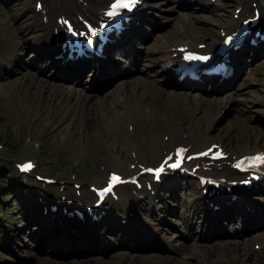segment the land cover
<instances>
[{"label":"rangeland","instance_id":"374dc122","mask_svg":"<svg viewBox=\"0 0 264 264\" xmlns=\"http://www.w3.org/2000/svg\"><path fill=\"white\" fill-rule=\"evenodd\" d=\"M148 1L151 3L156 0ZM154 5H159L162 11H158L165 14L163 17H160L159 20L170 16L167 14V10H169L171 6L163 3V0H158ZM162 7L164 9H162ZM150 8L155 15L160 14L155 13L157 11L155 8ZM213 11L214 10L205 12L208 14L206 20L200 19V17H203L202 12L192 16L194 19L192 23H196L198 26V34L196 37L207 34L204 30L205 27L209 26L213 27L214 31L217 30L218 23L221 24L227 16V12L224 10L225 14L222 12V15L225 16L224 19L219 18L215 21L208 22V18L210 19L212 17L210 15H215L212 13ZM180 14L182 20V12ZM168 27L172 28L173 25H168L166 28ZM263 53L264 51H261L260 54L262 55ZM147 65L149 64H146V67ZM154 70L155 68L153 71ZM29 73L27 79L28 84H32L30 82L32 79L39 83H44V80L38 76L36 70H29ZM144 77L151 80L148 74L144 75ZM63 84L69 87L68 84ZM27 87L22 91H17V94L11 93L10 90V94L6 97L0 94V153L7 154V150H15V147L20 146H22L21 152L30 147L41 148L45 145L47 146L44 150L45 154L50 160L55 161L57 166L55 171L60 170L65 174L66 171H68L66 174L67 176H71L73 171L80 172V177L84 178L87 184L96 179L102 178L101 180H103L108 174V168L106 169L105 166L109 163H114L119 167L124 165L123 168H126L129 167L132 162H136L137 159L141 162L152 160L162 149L158 148V151H156L155 148L158 147V144L152 140H148L150 131H154L159 136H163L170 129L169 127H177L176 125L179 123L184 125L182 126V133L184 135H189L192 132L190 130L197 128L198 124H200L199 127H201L199 129L202 130V122L207 119L211 113V107L208 105L213 104L207 101L208 105L204 106L201 98L197 100V103L190 98H184L181 100L177 99L178 101L173 104L172 101L167 98V100H165L168 101L167 103L153 105L154 107H152V99H149L150 102L143 103L140 101L142 107L139 110L138 117L132 119L128 109L117 114L113 111L110 112V115L103 116V114H100L99 105L92 100L91 110L93 114L89 115L87 111L86 114L88 117H84L82 112L76 114V112L69 107L67 109L62 108L61 105H63V103L59 102V100L72 96L71 91L68 90L67 95L69 97L66 96V91L64 90H60L59 94H57L58 92L50 91L49 96L46 92H42L36 87L33 90L29 86ZM147 88L148 85L145 84L141 89V94H143L144 90ZM25 94L31 95V97L27 98ZM132 94L133 92L131 91L130 95L132 96ZM55 95L57 96L55 97ZM206 97L209 101L216 99L215 96ZM221 99L222 97L216 100L215 106L220 103ZM190 101L192 102L189 103ZM39 106L40 109L38 110ZM215 106H213V108H215ZM232 113L233 108L227 112L226 116ZM58 114L62 115L65 119L59 126L58 124L62 120H57L55 118ZM252 115L251 113L248 114L250 123H255L254 126L256 128L263 126L258 123V120H255V122L251 120ZM188 116L191 118L190 120L187 118ZM238 120H240L238 115L233 114L228 120L222 121L215 130L224 129L221 132L227 134V131L234 126L233 122H238ZM37 121H39V123L35 124ZM242 121L244 120L242 119ZM186 128H189L190 131L187 134L184 133V129L186 130ZM237 131L241 132L242 130L239 129ZM186 132H188V130H186ZM214 134L215 133H213V137ZM151 136L153 137L154 134L151 133ZM221 138L222 136L215 137V139ZM40 143L41 147L39 146ZM17 154H19V152ZM5 159L8 160V158ZM46 165L47 164H43V167ZM10 190L11 189L6 192ZM13 198L14 195L11 199L13 200ZM12 202L15 201L13 200ZM11 207L16 210L14 213L16 217L20 219L22 216L24 217L23 210L17 209L13 205ZM20 222L21 225H23L25 220H20ZM33 224L35 225L32 227L29 225L26 226V228L36 229L41 225V223L38 222H34ZM213 248L217 250V248ZM219 248L229 249L227 247ZM201 249L202 248L197 249L195 253L194 249L191 248L189 255L187 254L184 258H180L176 261L166 259L167 256L163 254L148 252V254H141V256L147 258L137 260L136 262H131L127 258L121 257L100 263L94 261L92 263L86 262L80 264H264V256L260 259H255V257L239 256L241 253L230 250L219 254L218 251H216L214 255L206 253L207 256H205L202 255L201 252L204 250ZM250 249L249 247H243L242 251L248 253L251 252L252 249ZM208 251L211 252V249ZM2 253L3 252L0 250V254ZM258 256L260 255L258 254ZM152 258H155L156 261H151ZM41 259V261L37 259L33 261L17 260L15 262H8L5 256L0 255V264H55L44 258Z\"/></svg>","mask_w":264,"mask_h":264},{"label":"snow or ice","instance_id":"6c2138e0","mask_svg":"<svg viewBox=\"0 0 264 264\" xmlns=\"http://www.w3.org/2000/svg\"><path fill=\"white\" fill-rule=\"evenodd\" d=\"M139 2V0H115L114 3H112L111 5V8H110V11H108L106 13V15L110 16V17H115V16H118L120 13H121V10H131L132 8L135 7V5ZM64 23H68L67 21H64ZM69 31L71 32L72 31V28H71V25H69ZM95 32L96 30H91V33L92 35H95ZM73 35H76V33L73 32ZM81 35H87V34H81ZM233 39V37L229 36L227 38V42H230L231 40ZM184 59L185 60H207L208 57L207 56H198L196 54H193V53H187L185 56H184ZM186 150L185 149H179L178 150V153L177 155L180 157V159L177 160L176 163L170 165L171 167L173 168H176V167H179L181 162H182V159H183V153L185 152ZM209 151H211V149H209ZM208 153H201V155H207ZM217 155H220L219 153H217ZM169 159H171V157H169ZM246 159H251L253 162H259V163H264V154H259L255 157H252V158H246ZM25 169L27 168H31L32 165L31 164H28V165H25L24 166ZM237 167H240V165L238 164ZM164 170V165H161V167L159 169H149L148 171H154L157 175V178L159 177V173L162 172ZM117 182H121L120 181V178L116 175H113L112 178H111V181H110V185H109V188L107 189H104L101 191L100 195H101V198H103V195L105 192L107 191H110L111 190V187L112 185H114L115 183Z\"/></svg>","mask_w":264,"mask_h":264},{"label":"bare ground","instance_id":"6f19581e","mask_svg":"<svg viewBox=\"0 0 264 264\" xmlns=\"http://www.w3.org/2000/svg\"><path fill=\"white\" fill-rule=\"evenodd\" d=\"M64 4L68 3L70 5H74L76 2H78V0H61ZM238 1V0H237ZM239 4V3H237ZM91 5V4H90ZM89 5V6H90ZM240 6V4L238 5ZM248 8V4L247 3H243V10ZM67 10V9H66ZM223 13L220 12L219 17L217 15H215V17H213V19H211L212 21H215L219 18H225L224 15H222ZM225 14V13H224ZM197 15V14H196ZM228 15V14H227ZM210 21V22H212ZM219 25H222L220 23H218ZM208 27L205 28V30H207ZM173 92H175L176 90H172ZM183 91V90H182ZM189 92V91H188ZM167 100V99H166ZM171 100V99H170ZM173 103V102H172ZM174 104V103H173ZM176 105V104H175ZM182 129L183 127L181 125L177 126V127H172L170 128L168 131L170 132L166 139L164 140L165 142H169L171 143V145H186V146H191V148H196L198 147L200 144H202V142H206L207 139L210 138V135L208 134L207 131H198V132H194L195 130H193L189 135H184L182 133ZM200 150V149H198ZM136 172V171H134ZM148 254V253H147ZM188 257V256H187Z\"/></svg>","mask_w":264,"mask_h":264}]
</instances>
